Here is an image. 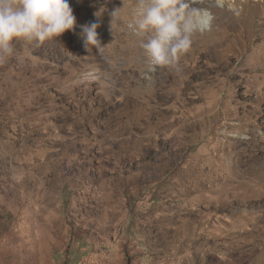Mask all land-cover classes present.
I'll return each instance as SVG.
<instances>
[{
  "label": "rangeland",
  "instance_id": "obj_1",
  "mask_svg": "<svg viewBox=\"0 0 264 264\" xmlns=\"http://www.w3.org/2000/svg\"><path fill=\"white\" fill-rule=\"evenodd\" d=\"M195 1L214 21L179 71L135 50L137 0H69L74 30L14 41L0 264H264V4Z\"/></svg>",
  "mask_w": 264,
  "mask_h": 264
},
{
  "label": "clouds",
  "instance_id": "obj_2",
  "mask_svg": "<svg viewBox=\"0 0 264 264\" xmlns=\"http://www.w3.org/2000/svg\"><path fill=\"white\" fill-rule=\"evenodd\" d=\"M195 0H137L129 28L143 38L141 47L152 69L170 67L179 71V58L188 52L195 34L210 31L214 16L194 6ZM216 6L221 7L220 0ZM111 27L119 19L112 14ZM76 17L69 0H0V63L14 54V41L24 39L37 45L74 30ZM80 36L87 51L103 46L98 23L81 25Z\"/></svg>",
  "mask_w": 264,
  "mask_h": 264
},
{
  "label": "bare ground",
  "instance_id": "obj_3",
  "mask_svg": "<svg viewBox=\"0 0 264 264\" xmlns=\"http://www.w3.org/2000/svg\"><path fill=\"white\" fill-rule=\"evenodd\" d=\"M206 1V0H205ZM224 1H226V0H220V3L221 4H224ZM247 0H235L234 1V4H236V8L234 9V8H232L231 10H232V15H233V17H236L237 19L239 18V15L242 13V7L240 6H237L238 4L240 5V4H242V3H245ZM256 2H258V1H256ZM261 3L262 4H264V1L262 0L261 1ZM203 4H204V1H202V2H200V1H195L194 2V6L195 7H198V6H203ZM231 14V13H230ZM103 20V19H102ZM110 20V19H109ZM230 19H228L227 21H228V23H229V28L228 29H230V30H237L238 29V27H240V26H242L243 24H244V21L243 20H241L240 22H238V20H236L235 19V22H230L229 21ZM105 22V21H104ZM114 24H116L117 25V27L119 28V29H124L125 28V23L124 22H121V21H117L116 23H114ZM113 27H115V26H113ZM114 29V28H113ZM128 30H130V31H133L132 29H128ZM115 34V33H114ZM137 36V35H136ZM142 39L143 38H141V37H138V40H139V42H138V45H137V47H136V51H138L140 48H141V41H142ZM124 48V47H123ZM122 54V53H121Z\"/></svg>",
  "mask_w": 264,
  "mask_h": 264
}]
</instances>
